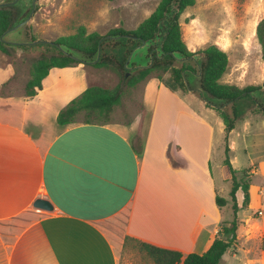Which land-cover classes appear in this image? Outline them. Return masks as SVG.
<instances>
[{"label": "crops", "instance_id": "0c3cea01", "mask_svg": "<svg viewBox=\"0 0 264 264\" xmlns=\"http://www.w3.org/2000/svg\"><path fill=\"white\" fill-rule=\"evenodd\" d=\"M13 76L11 65L0 66V92ZM99 76L82 64L52 68L33 97L0 93V264H119L127 237L201 255L235 217V240L219 264H264V118L239 120L228 133L232 168L254 167L248 205L237 190L235 215L224 123L188 91L149 77L131 122L57 124ZM39 198L52 210L35 208Z\"/></svg>", "mask_w": 264, "mask_h": 264}, {"label": "rangeland", "instance_id": "374dc122", "mask_svg": "<svg viewBox=\"0 0 264 264\" xmlns=\"http://www.w3.org/2000/svg\"><path fill=\"white\" fill-rule=\"evenodd\" d=\"M159 1L38 0L37 9L26 28V33L33 40L56 42L75 34L79 27H83L87 34L97 33L100 36H105L110 30L118 27L134 30L154 11ZM262 18L264 0H195V4L180 15L178 22L188 52L200 53L208 45H216L226 53L228 67L219 81L221 84L237 86L240 89L260 87L264 93V63L255 35L256 26ZM106 58L111 59L107 63L108 67L95 68L100 73L95 80V86L109 89L118 87L121 92L120 105L113 108L108 123L131 122L141 113L142 84L149 77L160 75L163 83L179 90L172 80L171 68L164 74L153 72L135 87H127V83H122L123 68L118 66L122 65V62H118L114 57ZM36 60L16 56L9 50L6 53L0 50V66L11 65L14 69V76L0 93L24 96V86L30 77V66ZM171 67L179 70L175 64L171 63ZM255 115L264 118L260 109L252 106L239 120L250 119L249 117ZM76 121L83 122L84 115L79 114ZM237 131L241 132V125H238ZM258 131L256 129L252 140L255 157L261 154ZM237 141V155L241 164L247 166L248 157L243 151L242 140L239 137ZM253 168L243 169L244 172L238 173L237 178L249 181ZM258 178L259 176L255 175L253 181ZM119 264L153 262L135 243L127 241L120 252Z\"/></svg>", "mask_w": 264, "mask_h": 264}, {"label": "trees", "instance_id": "16d2710c", "mask_svg": "<svg viewBox=\"0 0 264 264\" xmlns=\"http://www.w3.org/2000/svg\"><path fill=\"white\" fill-rule=\"evenodd\" d=\"M194 4L195 0H160L154 11L144 19L136 29L125 30L118 27L110 30L107 35H131L143 40H148L158 33L159 36H163L162 50L164 53L179 51L185 56H190L194 53L188 52L182 40L178 20L180 15ZM13 17L14 14L11 10H0V35L8 28ZM255 35L258 45L260 46L261 60L264 63V18L258 22ZM101 37L102 36L97 33L87 34L83 27H79L75 34L63 37L56 42L81 51L87 56H92L97 50L98 42ZM0 50L5 53L7 52V49L3 48L1 45ZM200 53L205 56V61L202 64L201 85L207 92L218 98L225 99L226 101H234L244 92L247 93L260 89V87L240 89L237 86L221 84L219 81L228 67L226 53L216 45H208ZM110 61V58L105 57L99 64L92 67H108L107 63ZM78 64V62L70 57H50L34 61L30 66V77L24 86V96L33 97L36 95L37 91L41 89L42 80L47 76L50 69L71 67ZM118 66L122 68V65ZM169 68L172 69V80L175 86L180 91L187 92L181 77V70L173 69L170 62H155L151 68L143 70L130 78L127 82V87H135L153 72L164 74ZM156 78L168 89L176 91L173 87H169L168 84L163 83L160 75H157ZM120 101L121 92L118 87L109 89L101 86H90L60 110L56 122L58 125H67L75 122L79 114H83V122L86 124H108L110 113L114 107L120 105ZM215 111L219 114L225 126V159L223 164L228 167L230 172L232 189L229 196L232 203V210L236 215L238 207L235 193L239 189L242 191V207H246L249 202V181L243 180V178H237V174L244 171L234 170L229 162L227 139L228 133L232 131L235 126V118H230L220 110ZM261 112L264 114V111ZM234 116L236 117L235 109ZM215 202L218 207H223L227 203L225 199L218 196H216ZM237 227L238 222L236 217L228 225L223 224L219 230V236L214 239L209 249L201 255L188 254L184 256L177 251L155 247L128 237L125 238L124 243L127 241L135 243L139 250L145 252L150 257L153 264H219L223 254L235 240ZM261 249L264 250V238L261 241Z\"/></svg>", "mask_w": 264, "mask_h": 264}, {"label": "water", "instance_id": "95a60500", "mask_svg": "<svg viewBox=\"0 0 264 264\" xmlns=\"http://www.w3.org/2000/svg\"><path fill=\"white\" fill-rule=\"evenodd\" d=\"M37 5L38 0H0V10H11L14 14L12 22L0 35V45L16 56L37 60L70 57L85 66H94L105 57H114L118 62L123 61V84L137 73L151 68L155 62H170L181 70V77L187 91L210 108L220 110L235 120L243 117L252 106L264 111V93L261 89L244 92L234 101H226L204 90L201 85V76L205 56L202 53L185 56L179 51L164 53L163 36H159L158 33L148 40L120 34L102 36L92 56H87L65 44L42 39L33 40L27 36L26 28ZM33 206L45 211L52 210L51 204L40 198L34 202Z\"/></svg>", "mask_w": 264, "mask_h": 264}, {"label": "built area", "instance_id": "2783aa9c", "mask_svg": "<svg viewBox=\"0 0 264 264\" xmlns=\"http://www.w3.org/2000/svg\"><path fill=\"white\" fill-rule=\"evenodd\" d=\"M258 214L260 215V214H261V212H258Z\"/></svg>", "mask_w": 264, "mask_h": 264}]
</instances>
